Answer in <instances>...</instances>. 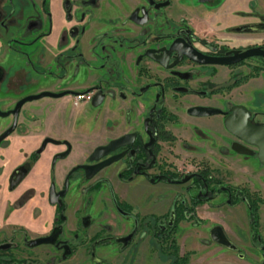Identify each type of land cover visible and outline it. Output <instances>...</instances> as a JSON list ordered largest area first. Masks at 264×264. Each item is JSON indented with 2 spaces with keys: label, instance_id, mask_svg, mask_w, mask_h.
Instances as JSON below:
<instances>
[{
  "label": "flooded vegetation",
  "instance_id": "af4514ba",
  "mask_svg": "<svg viewBox=\"0 0 264 264\" xmlns=\"http://www.w3.org/2000/svg\"><path fill=\"white\" fill-rule=\"evenodd\" d=\"M26 2L34 9H6L0 0V199L17 191L4 220L26 205L30 219L46 226L33 232L2 225L0 264H105L98 250L112 244L122 251L144 229L156 238L155 226L175 242L178 224L202 225L197 208L206 203L205 211L214 209L218 192L231 205L243 199L246 211L244 193H256L262 198L259 210L264 197L258 188L221 183L202 154L193 152V139L199 131L222 154L226 145L259 162L257 145L226 128L224 119L232 113L249 125L264 122V56L215 63L190 54L264 49V41H251L250 34L264 30L247 26L263 21L264 13H257L262 20L224 28L236 41L232 44L215 40L212 27L196 31L181 13H155L170 0H129L119 11L117 0H59L55 11L68 25L48 42L54 13L49 0ZM250 80L254 84L244 88ZM235 105L242 112L232 111ZM194 106L206 112L195 114ZM180 115L187 135L177 166V152L167 147ZM14 143L19 158L4 172ZM33 170L39 181L22 187ZM154 192L166 195L160 212L153 210L159 202ZM177 208L181 216L176 219ZM250 230L249 224V238ZM208 238L202 243L215 242ZM260 238L258 233L259 243Z\"/></svg>",
  "mask_w": 264,
  "mask_h": 264
},
{
  "label": "rangeland",
  "instance_id": "374dc122",
  "mask_svg": "<svg viewBox=\"0 0 264 264\" xmlns=\"http://www.w3.org/2000/svg\"><path fill=\"white\" fill-rule=\"evenodd\" d=\"M27 0H2V5L7 9L11 7L24 6L28 11L33 7L28 6ZM115 4V10H122L121 6L126 7L129 0H117ZM220 2V1H219ZM218 3V0H170V4L165 7H161L155 13H181L185 16L184 20L188 22V26L195 27L198 24L201 17L202 10L211 9ZM253 1H250V5H253ZM34 9V8H33ZM57 10H59L57 8ZM28 11L22 13H28ZM56 13V11H54ZM249 13V12H247ZM251 13H264L262 11H252ZM255 21L262 20L260 14L257 17L252 18ZM203 32V30H200ZM214 32V29H213ZM251 41H264V32L250 33ZM222 35V36H221ZM221 35H214V39L218 41H232V44H236L235 40L228 38L232 35L229 32H224ZM230 44V43H229ZM249 60H252L251 58ZM222 74L221 71H219ZM223 75V74H222ZM221 79V78H220ZM254 80H250L244 88H248L254 84ZM243 88V86H241ZM237 89V87H236ZM235 89V90H236ZM183 116H179L177 122L173 125L172 131L174 133V140L168 142V151L175 154L174 160L177 162V166L181 161L182 147L186 144L184 136L187 135L185 130L184 122L180 119ZM189 125V124H188ZM219 132V131H218ZM193 135V133H192ZM217 135V134H216ZM195 138L193 139L197 145H193V152L202 154L201 161L207 165L208 168H214V176L217 177L221 183L239 185L245 187L258 188L261 196L264 197V165H261L257 160L248 155H242L237 152H233L228 146H223L225 148V154H222L217 149V146L212 143L206 144V141L202 140L203 134L194 132ZM192 148V147H191ZM188 163V162H187ZM189 167V165H188ZM182 169H186L185 167ZM104 192V191H103ZM156 195V196H155ZM159 196L154 192V197ZM166 195L160 194L159 202L155 203L153 210L155 212H160L163 209V203L165 201ZM206 203L197 208L198 215H200L201 220L204 221L202 225H192L188 223L178 224V228L174 234V240L178 244L179 252L184 250L191 251L187 264H215L214 258H219L220 255L212 252V242L208 244L207 242L202 243L204 238H208V227L213 225H220L225 231L229 239L236 245V249H232V253L235 255L234 258H226L225 256L220 257L219 264H260L261 258L264 257L262 253V246L252 237V232L250 238L248 216L243 199L238 198V201L231 205L223 193H216L214 195V209L211 206L209 211L206 210ZM98 205V204H97ZM259 212V220L257 225V232L264 238V203L261 206ZM122 227L125 231L129 224L124 221ZM120 225V224H119ZM67 230V227L64 226ZM141 230V227H139ZM19 233L18 231H14ZM1 236V235H0ZM209 241L211 240L208 238ZM249 240V242H247ZM112 247V244L102 247L99 251L100 254L105 255V264H166L167 258L160 253L158 250V241L156 238L152 237L144 229L142 232L136 234L131 243L125 247L122 251H117L116 247ZM225 247V246H224ZM228 248V247H226ZM230 249V248H229ZM238 253L242 255L241 258L245 261H240ZM225 257V258H224ZM238 257V258H237ZM62 264H67V260L62 262Z\"/></svg>",
  "mask_w": 264,
  "mask_h": 264
},
{
  "label": "crops",
  "instance_id": "0c3cea01",
  "mask_svg": "<svg viewBox=\"0 0 264 264\" xmlns=\"http://www.w3.org/2000/svg\"><path fill=\"white\" fill-rule=\"evenodd\" d=\"M36 3L39 0H34ZM250 1H253V5H250ZM59 0H49L51 11H57ZM262 11L264 12V0H220L215 6L211 7V9L202 10L201 17L198 24H196L197 30L211 31V27L214 28V35L223 34V29L226 27H232L239 25L244 22H252L255 21L254 17H257V13H251L252 11ZM249 12V13H247ZM246 13V14H240ZM51 32L48 35V42H53L60 29L64 26L68 25V21L64 18L63 13H51ZM18 143L11 144L4 162V172L6 169L11 168L19 158V152L17 151ZM39 181L37 175H35V171L29 174V177L21 183V186L35 185ZM0 182H2V174L0 175ZM17 195V191L9 192L7 197L4 199H0V227L2 225H22L30 231H41L46 225L41 221H37L30 219L31 208L29 206L17 207L15 209H10L8 217L6 220L3 219L4 212L8 211L10 202ZM261 210V206L259 208ZM27 215V216H26ZM40 215H36V218H39ZM210 244V243H208ZM212 252L217 253L219 258H214V263L219 264L220 257L225 256L226 258L233 257L232 249L226 248L218 243H213ZM224 257V258H225ZM238 258V257H237ZM240 261H245L243 258H238Z\"/></svg>",
  "mask_w": 264,
  "mask_h": 264
},
{
  "label": "water",
  "instance_id": "95a60500",
  "mask_svg": "<svg viewBox=\"0 0 264 264\" xmlns=\"http://www.w3.org/2000/svg\"><path fill=\"white\" fill-rule=\"evenodd\" d=\"M249 29L254 30H264V17L263 21L253 23L250 25H247ZM174 45L171 44L170 48H172ZM228 52H231V55L225 56H204L203 54L199 52H193L190 54V56L198 61H208V62H215V63H230L235 62L241 58L250 56V55H263L264 56V49L258 47V46H250L243 50L238 49H232ZM205 107L202 106H194L192 107V112L195 114H204L206 111L204 110ZM232 111H238V113L242 112L241 107L238 105L233 106ZM218 109H212L209 112H217ZM243 116V114L241 113ZM232 119H231V117ZM224 124L226 128L233 131L235 134L247 138L248 140L254 142L257 145L256 150V156L259 162L264 164V122L258 123V124H248L247 121L244 120L243 117H235L232 116V113L225 117ZM99 147H96L95 149H98ZM233 149L237 150L238 152H248V149L242 146H232ZM247 150V151H246ZM101 163H97L94 165V168H98ZM56 232V228H53L50 232L51 234H54ZM50 236L47 237H38L34 240L29 241V243H37L41 241L48 240ZM210 238L215 241L216 243H219L223 246H226L228 248H235V244L230 241L227 236L225 235L224 231L222 230L220 225H214V227L210 230Z\"/></svg>",
  "mask_w": 264,
  "mask_h": 264
},
{
  "label": "trees",
  "instance_id": "16d2710c",
  "mask_svg": "<svg viewBox=\"0 0 264 264\" xmlns=\"http://www.w3.org/2000/svg\"><path fill=\"white\" fill-rule=\"evenodd\" d=\"M220 0H218L219 2ZM247 202V215L252 232V236L255 237L258 225V202L262 200L261 197L257 196L256 193H244ZM176 219L181 216V208L176 209ZM157 218V217H155ZM171 228V227H170ZM155 234L158 241V250L162 255L167 258L166 264H187L189 255L191 251L186 250L182 253L178 251V245L173 240H169L170 233L158 230L159 228L155 226ZM160 238V239H159ZM260 243L264 246V239L260 238Z\"/></svg>",
  "mask_w": 264,
  "mask_h": 264
}]
</instances>
